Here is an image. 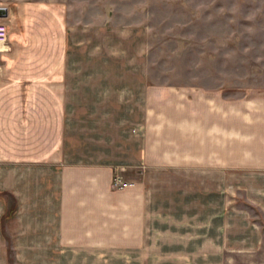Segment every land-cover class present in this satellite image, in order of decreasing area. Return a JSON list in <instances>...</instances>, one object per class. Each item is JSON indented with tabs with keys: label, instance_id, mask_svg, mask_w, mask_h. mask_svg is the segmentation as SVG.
<instances>
[{
	"label": "crops",
	"instance_id": "0c3cea01",
	"mask_svg": "<svg viewBox=\"0 0 264 264\" xmlns=\"http://www.w3.org/2000/svg\"><path fill=\"white\" fill-rule=\"evenodd\" d=\"M7 6L0 264H264V119L212 124L209 164L156 155L147 26Z\"/></svg>",
	"mask_w": 264,
	"mask_h": 264
},
{
	"label": "rangeland",
	"instance_id": "374dc122",
	"mask_svg": "<svg viewBox=\"0 0 264 264\" xmlns=\"http://www.w3.org/2000/svg\"><path fill=\"white\" fill-rule=\"evenodd\" d=\"M11 1L22 0H0V6L8 8ZM62 1L75 17L103 21L112 11L122 21L147 26L155 88L150 141L156 155L206 165L212 124L229 125V119L241 136L243 119L252 124L264 119V0ZM0 21L8 24L7 18ZM6 45L0 43L1 62ZM249 128L254 136L258 126ZM224 129L233 134L231 127ZM221 134L220 127L219 140L226 141Z\"/></svg>",
	"mask_w": 264,
	"mask_h": 264
},
{
	"label": "built area",
	"instance_id": "2783aa9c",
	"mask_svg": "<svg viewBox=\"0 0 264 264\" xmlns=\"http://www.w3.org/2000/svg\"><path fill=\"white\" fill-rule=\"evenodd\" d=\"M9 37V26L7 23L0 21V43L7 42ZM2 62L0 60V73L2 72ZM129 184V181L125 180L120 174H117L114 178V185L117 187H124Z\"/></svg>",
	"mask_w": 264,
	"mask_h": 264
},
{
	"label": "water",
	"instance_id": "95a60500",
	"mask_svg": "<svg viewBox=\"0 0 264 264\" xmlns=\"http://www.w3.org/2000/svg\"><path fill=\"white\" fill-rule=\"evenodd\" d=\"M8 15V8L6 6H0V17Z\"/></svg>",
	"mask_w": 264,
	"mask_h": 264
},
{
	"label": "trees",
	"instance_id": "16d2710c",
	"mask_svg": "<svg viewBox=\"0 0 264 264\" xmlns=\"http://www.w3.org/2000/svg\"><path fill=\"white\" fill-rule=\"evenodd\" d=\"M14 209H15V205L12 206V207L9 209V211L5 214L4 218L8 217V216L14 211Z\"/></svg>",
	"mask_w": 264,
	"mask_h": 264
}]
</instances>
